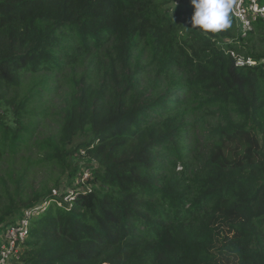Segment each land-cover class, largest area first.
I'll list each match as a JSON object with an SVG mask.
<instances>
[{
	"label": "trees",
	"instance_id": "obj_1",
	"mask_svg": "<svg viewBox=\"0 0 264 264\" xmlns=\"http://www.w3.org/2000/svg\"><path fill=\"white\" fill-rule=\"evenodd\" d=\"M192 12L0 0V225L90 172L23 264H264V20Z\"/></svg>",
	"mask_w": 264,
	"mask_h": 264
},
{
	"label": "built area",
	"instance_id": "obj_2",
	"mask_svg": "<svg viewBox=\"0 0 264 264\" xmlns=\"http://www.w3.org/2000/svg\"><path fill=\"white\" fill-rule=\"evenodd\" d=\"M176 1L177 3L180 1L190 2V0ZM231 14L235 17L242 35L245 36L252 29V22L254 20L257 18L264 20V4H261L259 0H235ZM255 63L256 61L252 58H247L245 60L240 57L237 59L238 65H253ZM62 193L61 189H54L52 198L26 208L21 215L14 220L0 225V264L24 263L25 243L31 233L32 219L43 214L48 207L54 203L61 205V202L56 196H60ZM75 194L74 190L72 194L68 193L64 199L71 200L72 196Z\"/></svg>",
	"mask_w": 264,
	"mask_h": 264
},
{
	"label": "clouds",
	"instance_id": "obj_3",
	"mask_svg": "<svg viewBox=\"0 0 264 264\" xmlns=\"http://www.w3.org/2000/svg\"><path fill=\"white\" fill-rule=\"evenodd\" d=\"M193 12L187 21L204 32H219L231 27L230 13L235 0H190Z\"/></svg>",
	"mask_w": 264,
	"mask_h": 264
},
{
	"label": "rangeland",
	"instance_id": "obj_4",
	"mask_svg": "<svg viewBox=\"0 0 264 264\" xmlns=\"http://www.w3.org/2000/svg\"><path fill=\"white\" fill-rule=\"evenodd\" d=\"M10 119H12L11 116H10ZM86 163H87V162H86L85 160H82V161L78 162V164H79V166H80V169H81L82 171H84V176H82V177H78V178L72 183V185L64 184V185L61 187V192L72 194L73 191H74V188H73V187H76V189H80V184H78V183H79V182H82L83 180H85V179H86V176H87L88 174H90V172H89V168H88V166H87ZM179 168H180V167H178V169H179ZM40 180H41V179H40V177H39V178L37 179V181H36V184H37V182L40 181ZM82 188H84V186H82Z\"/></svg>",
	"mask_w": 264,
	"mask_h": 264
}]
</instances>
